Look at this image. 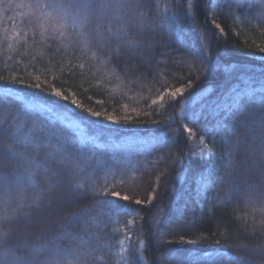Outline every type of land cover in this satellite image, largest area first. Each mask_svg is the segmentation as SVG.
<instances>
[{"label": "trees", "instance_id": "1", "mask_svg": "<svg viewBox=\"0 0 264 264\" xmlns=\"http://www.w3.org/2000/svg\"><path fill=\"white\" fill-rule=\"evenodd\" d=\"M34 2L0 0V115L7 117L0 126L8 129L20 113L27 126L52 134L53 146L67 139L70 152L91 160L73 178L63 156L13 144L47 162L37 182L48 194L39 208L0 221L3 247L30 255L44 246L38 264H49L75 259L71 250L87 247L77 237L91 236L99 260L88 264H264V0H138L111 23L137 40L135 49L115 38L98 42L96 16L53 31L55 21L38 20ZM176 88L184 92L173 97ZM10 143L0 135V149ZM207 152L216 157L211 171ZM22 167L0 160L9 179ZM9 187L11 208L20 189ZM24 187L27 203L34 190ZM102 200L116 201L120 212L108 215L113 209Z\"/></svg>", "mask_w": 264, "mask_h": 264}, {"label": "snow or ice", "instance_id": "2", "mask_svg": "<svg viewBox=\"0 0 264 264\" xmlns=\"http://www.w3.org/2000/svg\"><path fill=\"white\" fill-rule=\"evenodd\" d=\"M192 3V0H189V4ZM135 6H138V0H35L31 4V7L35 10L37 14V19L51 20L55 21L52 25L53 31H58L65 27V24L71 20L73 25L79 24L81 27L86 26L90 23V18L96 16L97 23L93 32L98 37V42H102L110 39H117L122 45L129 49H135L138 47V42L135 38L130 37L122 27L116 30H113L111 23L113 21H119V13L125 9H133ZM22 6V5H18ZM102 21H107V23H101ZM143 19L141 24H143ZM57 24L59 28H57ZM219 28V25H216ZM63 35V33H61ZM261 52H264V47L260 48ZM116 54H120V45L116 48ZM82 67V65H81ZM4 77H0V80ZM39 79V77H37ZM23 82L22 80L20 81ZM28 87L40 88V84L27 85ZM7 92V90H5ZM184 92L183 88H176L170 93L173 97L180 95ZM57 98L67 100L68 97L65 96L60 90L53 89L50 93ZM239 95V94H238ZM163 99V96H161ZM72 104L76 107H82L75 99L71 101ZM155 103V101H153ZM21 112H26V109H21ZM92 116L99 117L101 114L99 112H90ZM7 117L0 115V125H3ZM112 122L118 123L115 118L109 117ZM232 123L235 124V117H233ZM259 134L258 138L262 145H264V114L259 117ZM249 130H254L249 126ZM46 130L37 124L29 127L21 121L20 113H17L16 118L13 119L12 123L9 125L8 129L0 126V135H8L12 143L7 145L5 148L0 149V160L5 158H11L13 162L20 161L23 163V167L19 170L13 169L12 176L13 179H9V176L5 173H0V221H8L10 218L14 217L21 209L24 207H36L41 206V202L44 200L45 196L48 194L42 189L37 182L38 173L42 170H47V162L40 161L35 157H30L26 154V151L17 150L13 148V144L21 146L23 149H33L36 152L41 150V145L44 148L50 149L48 156L51 159H57L63 156L61 163L71 164L74 169L73 178H79L78 172L75 170H83L84 167L88 166L89 161L91 160V155H86L82 150L76 149L74 152H70L68 149L71 146V142L67 139L59 140L57 138V143L55 146L52 145L51 135L45 134ZM227 135H234L231 127H228ZM226 139V137H225ZM102 163L99 161L98 164ZM27 184L28 188L34 190L31 199L25 203L24 193L27 189L24 187V184ZM122 183V181H121ZM15 186L20 189L17 193L18 203L15 207H9L11 204L10 199V187ZM48 189L56 187L51 183H48ZM76 188L82 189L83 183H78L75 185ZM94 190V186H93ZM104 195H111L112 197L117 198L118 200L128 201L129 196L121 195L120 192H107L105 191ZM151 197L149 198L150 202ZM99 203L110 206L113 211L112 213H107L108 215L118 214L121 210L120 205L113 200H102ZM136 204H141V200H135ZM91 212V209H85L83 212L77 214L78 216H85ZM73 219H76L74 216ZM95 222L99 224L98 217H89V220L86 223ZM131 221H129V224ZM8 233L0 228V248H2V255H0V264H38L39 258L44 254V246L35 248L30 255H26L23 251L10 250L6 247H3V243L7 238ZM95 235V234H93ZM91 236L88 240H84L82 236L77 237L82 245H86V248H73L71 250V255L75 259L71 260H53L49 264H88V259L93 258L99 260V257H93V253L97 251L96 247H93L90 243ZM130 239V237H128ZM90 249V250H89ZM135 254V253H133ZM126 264H131V261H126Z\"/></svg>", "mask_w": 264, "mask_h": 264}, {"label": "rangeland", "instance_id": "3", "mask_svg": "<svg viewBox=\"0 0 264 264\" xmlns=\"http://www.w3.org/2000/svg\"><path fill=\"white\" fill-rule=\"evenodd\" d=\"M215 155L212 152H207L204 156H203V161L204 164L207 167L208 171H211L214 168V162H215Z\"/></svg>", "mask_w": 264, "mask_h": 264}]
</instances>
